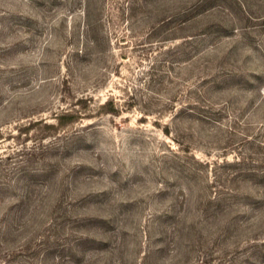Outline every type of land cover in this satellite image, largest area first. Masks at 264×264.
Here are the masks:
<instances>
[{
    "label": "rangeland",
    "instance_id": "1",
    "mask_svg": "<svg viewBox=\"0 0 264 264\" xmlns=\"http://www.w3.org/2000/svg\"><path fill=\"white\" fill-rule=\"evenodd\" d=\"M0 264H264V0H0Z\"/></svg>",
    "mask_w": 264,
    "mask_h": 264
},
{
    "label": "trees",
    "instance_id": "2",
    "mask_svg": "<svg viewBox=\"0 0 264 264\" xmlns=\"http://www.w3.org/2000/svg\"><path fill=\"white\" fill-rule=\"evenodd\" d=\"M73 118H75L74 115H73Z\"/></svg>",
    "mask_w": 264,
    "mask_h": 264
}]
</instances>
